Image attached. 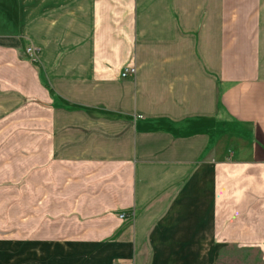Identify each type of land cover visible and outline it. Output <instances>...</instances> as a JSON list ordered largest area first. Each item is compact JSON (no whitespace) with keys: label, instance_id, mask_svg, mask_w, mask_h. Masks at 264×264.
Listing matches in <instances>:
<instances>
[{"label":"crops","instance_id":"crops-1","mask_svg":"<svg viewBox=\"0 0 264 264\" xmlns=\"http://www.w3.org/2000/svg\"><path fill=\"white\" fill-rule=\"evenodd\" d=\"M6 190L17 264L264 260V0H0Z\"/></svg>","mask_w":264,"mask_h":264},{"label":"rangeland","instance_id":"rangeland-1","mask_svg":"<svg viewBox=\"0 0 264 264\" xmlns=\"http://www.w3.org/2000/svg\"><path fill=\"white\" fill-rule=\"evenodd\" d=\"M5 154L10 155L11 150H8V152L6 151ZM8 160L11 165V159L6 158V161ZM6 170L8 169L6 168ZM6 179L11 183V179L9 180L7 176ZM4 192L5 194L3 197L5 198V205L0 206V264H17V262L28 261L30 258L27 253L24 256L21 251H13L14 240L12 237L14 224L12 222V207H10L12 202V191L6 190ZM217 264H264V260L254 249L228 247L223 251Z\"/></svg>","mask_w":264,"mask_h":264},{"label":"built area","instance_id":"built-area-1","mask_svg":"<svg viewBox=\"0 0 264 264\" xmlns=\"http://www.w3.org/2000/svg\"><path fill=\"white\" fill-rule=\"evenodd\" d=\"M25 54L28 58V60L33 63V64H37L39 61V54H38V50L33 46V45H27L25 48ZM136 74V68H126L123 70L122 72V78H129V77H133ZM121 218H124V216H121Z\"/></svg>","mask_w":264,"mask_h":264}]
</instances>
